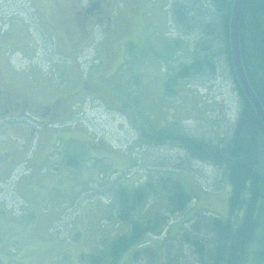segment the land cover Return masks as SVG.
Masks as SVG:
<instances>
[{
	"label": "rangeland",
	"instance_id": "obj_1",
	"mask_svg": "<svg viewBox=\"0 0 264 264\" xmlns=\"http://www.w3.org/2000/svg\"><path fill=\"white\" fill-rule=\"evenodd\" d=\"M167 1L120 3L114 6L109 21L97 26L87 23L88 35L81 39L82 30L64 28L55 15L56 5L69 11L65 0H0V30L8 31L7 41L0 44L4 47L7 43L6 56L12 68L5 81L31 90L42 85L37 97L43 100L48 98V84L74 89L79 69L87 72L86 80L93 86L90 102L76 111L80 115L66 126L52 128L50 134L39 131L36 141L19 153L21 161L0 179L1 262L88 264L79 260L80 253H95L110 238L128 230L127 221L116 219L113 194L121 185L130 191L141 183L139 187L147 186L143 180L147 177L151 178L149 186L142 190V204L131 219L144 222L153 212L164 218L130 252L122 253L116 264H197V257L183 245L180 231L199 211L222 218L227 215L226 171L190 157L177 143L159 138V131L174 123L179 132L207 141L228 135L240 96L220 60L215 76L198 73L177 81L172 86L173 97L158 94L168 70L186 63L189 42L195 49L203 27L188 11L187 35H180L176 47ZM14 41L19 42V51L13 48ZM109 84L116 86L120 101ZM147 121L154 129L151 140L139 136L140 126ZM11 130L14 137L17 133L20 138L27 136L24 131ZM14 143L13 138L0 136V145L16 149ZM147 143L152 149L141 150ZM56 144L61 146L55 149L58 154L50 155L48 151ZM45 152L48 159L38 166L41 160L45 162ZM138 152L139 167L119 179L124 173L120 171L135 163ZM10 165L2 166L7 169ZM162 176L177 180L193 198L178 214L165 211V194L156 184ZM153 189L158 192L145 200ZM256 234H261V228ZM256 242L247 249L245 264H261L255 258Z\"/></svg>",
	"mask_w": 264,
	"mask_h": 264
},
{
	"label": "trees",
	"instance_id": "obj_2",
	"mask_svg": "<svg viewBox=\"0 0 264 264\" xmlns=\"http://www.w3.org/2000/svg\"><path fill=\"white\" fill-rule=\"evenodd\" d=\"M233 1H167L168 20L172 31L175 33L172 41L173 44H177L176 47L181 43L179 41L180 35L182 33L187 35L186 29L191 20L189 13L196 15L199 20L195 23L199 24L200 22L203 27L201 28V40L196 43L197 49H192L189 42V47L186 51H188L190 56H186V63L168 70L158 94L163 93V95L173 97L175 89L172 86L177 81L190 78L198 73H211L215 76L218 73L217 63L220 60L224 65V70L230 71L240 96L238 108L235 111V117L233 122H231L232 125L229 133H227L228 135L219 136L214 141H207L201 137L187 136V134L179 132L174 123H168L159 131V138L177 143L191 155L190 157L226 171V182L228 184L227 215L222 218L209 214L207 211H199L189 220V225L180 231L183 245L189 247L193 255L197 257V264H245L249 253L247 249L255 241H257L258 245L255 250V258L258 263L264 264V125L256 115L250 102L247 101L248 99L244 96L236 80L234 70H232L233 66L228 48L229 16ZM198 9L201 12L199 16L198 12H196ZM211 9H213V13L210 12ZM188 11L190 12L187 14ZM238 37L240 59L242 60L246 80L264 109V0H243L239 15ZM127 42L125 43L127 44ZM175 51L177 52L174 49ZM186 51L183 52V56L187 54ZM79 70L80 77L77 84L80 80L87 81L85 77L87 72L82 73L81 69ZM170 72H173V74ZM87 83L89 82L87 81ZM109 86L112 87L115 97L120 101L115 91L116 86L115 89L112 85L109 84ZM56 87L59 88L58 86ZM60 89L71 90L69 85ZM88 97L90 95H86L87 100H89ZM151 126L149 121L140 126V138L150 140L155 138L153 135L154 129ZM9 131L12 130L5 131L0 136L14 137L12 133L11 135L7 134ZM143 139L139 140L143 142ZM54 146V149L52 148L49 151L50 155L53 153L58 154L55 149L60 150L61 146L59 144ZM10 147L9 145H0L1 155L6 152L17 155L13 161L8 160L6 162V166L13 165L3 169L0 179L4 178L11 167L18 164L23 156L24 149H19L18 146H16V149H12L13 146ZM151 147L153 145L147 143L146 147L141 150L146 149L149 151L152 149ZM20 152H22L21 156ZM140 155L139 152L135 153V163H132L129 167L127 166L124 173L119 176L123 178L128 172L137 169L139 162H141ZM30 162L32 164V159ZM142 167L145 166L143 165ZM164 177H160L158 179L160 181H157L156 184H158V190L160 189L161 193L163 194L164 192L165 194V211H167V214H178L183 209L185 210L193 198L188 195L177 180ZM143 180H146L147 186L139 187L141 183L137 187L134 186V189L130 191V189L127 190L121 185L120 189L113 194V198L116 201L115 213L117 211V214H114L119 222H128L127 232L110 238L105 245L102 242V247L95 253H80L78 258L81 262H87L88 264H116L122 253L130 252L132 246L139 242L143 235L155 230L157 221L164 218H158L156 212H153L152 216L149 215L144 222L131 219L132 212L139 204H142L141 201L145 196V192L142 190L149 186L151 178L145 177ZM153 190L146 195L145 200L150 197V194L158 192V190ZM96 196L100 199L102 198L98 193H96ZM110 205L112 207L115 206L112 200ZM259 228H261V234L257 235L256 232ZM136 252L137 250L131 252L130 255L135 256ZM0 264L5 263L0 260Z\"/></svg>",
	"mask_w": 264,
	"mask_h": 264
},
{
	"label": "flooded vegetation",
	"instance_id": "obj_3",
	"mask_svg": "<svg viewBox=\"0 0 264 264\" xmlns=\"http://www.w3.org/2000/svg\"><path fill=\"white\" fill-rule=\"evenodd\" d=\"M126 2L127 0H65L69 11H61L62 7L56 5L55 15L64 28L68 29V26H73L82 30L81 33L76 31V34L80 33V38L85 39L88 35L86 32L87 23L97 24L109 21L114 6ZM35 8L39 9L38 5ZM3 32L0 30V42L7 41L8 31ZM6 45L7 43L3 47L0 44V133L7 129L24 131L27 136L23 138L22 144L26 147L29 142H24L25 139L29 140L34 133L36 137L39 131L45 130L44 132L50 134L49 131L52 128L66 126L68 121L77 117L76 111L83 109V106L90 102L86 95L93 93V86L85 80H80L77 86L71 90H59L56 86L48 84L49 90L45 92L48 98L40 99L37 95L43 91L42 85L31 90L30 87L19 88V86L5 81L12 73L6 56V50L9 47ZM12 46L18 51L21 49L19 42L14 41ZM55 93L57 94L55 95ZM16 157L15 153L6 152L2 155L0 153L1 171L4 168L2 165H5L8 160L13 161Z\"/></svg>",
	"mask_w": 264,
	"mask_h": 264
},
{
	"label": "water",
	"instance_id": "obj_4",
	"mask_svg": "<svg viewBox=\"0 0 264 264\" xmlns=\"http://www.w3.org/2000/svg\"><path fill=\"white\" fill-rule=\"evenodd\" d=\"M243 0H234L231 14H230V24H229V49L231 55V62L236 76V80L244 94L252 105L256 115L262 121L264 125V109L261 106L259 100L255 96L253 90L251 89L248 81L246 80L245 71L243 69L242 60L240 59V47H239V37H238V23L239 15L241 11Z\"/></svg>",
	"mask_w": 264,
	"mask_h": 264
},
{
	"label": "crops",
	"instance_id": "obj_5",
	"mask_svg": "<svg viewBox=\"0 0 264 264\" xmlns=\"http://www.w3.org/2000/svg\"><path fill=\"white\" fill-rule=\"evenodd\" d=\"M7 134H9V135H11V132L9 131ZM18 136H19V134H18ZM15 144V146H18L17 144H16V142L14 143ZM19 148V147H18ZM49 152V151H48ZM48 152H45L46 153V155H44L43 156V158H45V162H42V160L39 162V163H37L38 164V166H43V164H45L46 163V161H47V159H48ZM34 165V164H33Z\"/></svg>",
	"mask_w": 264,
	"mask_h": 264
}]
</instances>
